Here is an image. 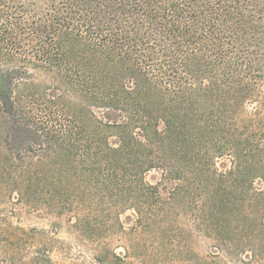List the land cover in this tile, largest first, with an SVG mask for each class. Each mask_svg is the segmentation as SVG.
<instances>
[{
    "label": "trees",
    "instance_id": "16d2710c",
    "mask_svg": "<svg viewBox=\"0 0 264 264\" xmlns=\"http://www.w3.org/2000/svg\"><path fill=\"white\" fill-rule=\"evenodd\" d=\"M0 82L44 145L39 202L65 182L123 232L133 211V232L264 264V0H0Z\"/></svg>",
    "mask_w": 264,
    "mask_h": 264
},
{
    "label": "rangeland",
    "instance_id": "374dc122",
    "mask_svg": "<svg viewBox=\"0 0 264 264\" xmlns=\"http://www.w3.org/2000/svg\"><path fill=\"white\" fill-rule=\"evenodd\" d=\"M6 102H0V264H100L103 251L124 257L125 264H245L242 255L219 253L208 239L178 234L164 241L133 232V211L120 216L123 232L116 215L102 211L112 201L72 200L65 207V182L54 187L60 198L44 196L39 202L37 192L47 190L36 177L44 145ZM55 175L52 170L50 177ZM161 178L159 170L146 175L153 185H161ZM172 188L162 185L160 190L166 195ZM78 218H86L88 225H77Z\"/></svg>",
    "mask_w": 264,
    "mask_h": 264
}]
</instances>
